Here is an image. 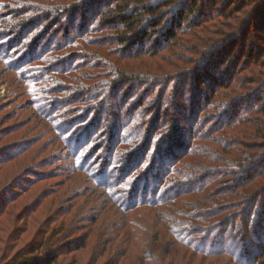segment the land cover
<instances>
[{
  "label": "rangeland",
  "instance_id": "374dc122",
  "mask_svg": "<svg viewBox=\"0 0 264 264\" xmlns=\"http://www.w3.org/2000/svg\"><path fill=\"white\" fill-rule=\"evenodd\" d=\"M47 1L0 0V264L21 251L22 247L23 252L31 251L38 239L55 232L58 240L55 247L84 236L87 243L99 239L109 241L108 251L97 260V264H113V259L107 258L116 254L120 257V250L124 249L121 240L129 238L128 261L133 264L134 259L150 251V247L158 250L163 243H166L165 250L173 252L175 238L167 221L171 222L173 217L184 224L182 227L186 233L192 225L198 231L195 236H208V245L216 251L221 250L202 264H264V202L260 205L259 198L249 212L245 208L247 197H228L224 192L227 189L223 185L236 177L231 173L237 168L218 161L228 155L218 150L214 140L219 138H208L207 130L203 129L200 137L208 138V142L196 141L202 154L191 157L192 161L188 156H181L176 161L175 172L177 170L178 183L185 181L188 185L190 175L195 177L191 174L190 165L203 163L204 166L206 162V165L222 168L220 180L212 181L209 189L195 192L193 187L181 192L177 182L166 183L159 190L163 192L160 200L165 203L155 206L143 204L148 203L145 193L147 181L150 183L152 180L151 174L161 171V163L173 161V156L167 157L168 154L162 159L157 153L156 158L151 154L155 138L166 130V123L176 121L181 125L177 128L182 136L173 138L172 143L182 147L192 141L195 143L189 134L192 130L198 133L203 124L216 127L214 120L210 119L218 113L213 109L202 110L198 118L184 120L182 114L185 118L194 110L187 104H181L178 95L172 101L169 97L174 94L169 92V88L162 91L166 92L164 95L160 94L161 91L156 93V88L163 87L164 82L149 79L146 75L144 64L147 59L121 52V47L106 41L107 37L103 39L102 49L94 45L102 35L86 30L94 23L93 18L87 19L88 12L84 13L85 26L81 28L84 18H81L79 9L81 2L76 1L78 3L70 7L58 6L56 13L65 10V17L58 22L44 20L45 9L50 12L57 8V2L63 3L62 0H50L46 8ZM202 2L205 5L200 18L223 8L228 0ZM50 3L55 5L50 6ZM17 13L28 20L38 13L42 15L37 20H30V26L16 27L14 19ZM22 30L31 31V34H19ZM223 30L224 27H213L212 37H219ZM69 37H72L70 42L66 40ZM181 37L186 39L189 35ZM237 37L242 39V36ZM53 39V44L47 46ZM241 41L258 43L253 37ZM239 42L234 52L241 48ZM183 45L191 47L192 44ZM58 46L62 49L49 50ZM170 49V46L166 48L162 56L167 61H175ZM95 50L101 57L94 54ZM173 50L181 56L188 55L182 46ZM111 53L116 59L110 56ZM119 60L126 63L121 65L122 70L128 69L125 73L131 77L125 85L121 81L117 84L118 79L114 75L116 67L112 63ZM242 60L240 58L239 62ZM165 62H162L163 67H170ZM227 64L223 63L222 68ZM77 65L79 70H74ZM160 95L159 107L163 110L159 117L153 102ZM136 115L138 120L132 127L137 126L140 120L145 126L153 122V136L151 134V138L146 139L141 136L126 144L114 134V129L124 124L126 117ZM148 145L152 147L144 155L143 149L146 150ZM112 151L115 157H119V151L124 155L136 153L128 163L131 174H119L125 165L114 164ZM174 151V155L183 152ZM117 175L121 177L116 179ZM107 182L114 188H108ZM169 189L179 193L166 202L172 197ZM255 191L253 187L252 195ZM236 214L238 216L234 217ZM225 219H230L226 229ZM62 221L64 228L59 230ZM131 233L137 236L131 237ZM221 233H225L229 240L217 238ZM220 241L224 243L222 246ZM63 249L67 247L63 246ZM109 249H112L110 253ZM223 250L236 251L239 261ZM87 255L82 264L92 263L97 256L92 257L91 251ZM181 258L188 259L189 256L181 255ZM193 260L196 263L197 258Z\"/></svg>",
  "mask_w": 264,
  "mask_h": 264
},
{
  "label": "trees",
  "instance_id": "16d2710c",
  "mask_svg": "<svg viewBox=\"0 0 264 264\" xmlns=\"http://www.w3.org/2000/svg\"><path fill=\"white\" fill-rule=\"evenodd\" d=\"M62 1L63 3L57 2V8H52L50 12H47V9L44 10V20L50 21L53 19L55 22H58L65 17L64 9L62 12L56 13L58 6L64 4V6L70 7L81 2L79 9L82 12L81 18L84 17L80 24L81 28L85 26L84 13L88 12L89 17L87 19L93 18L94 23L92 26H88L86 30L90 33L94 32L95 34L102 35L93 44L102 49V45H104L103 41H105L103 39L107 37L106 41L121 47V52H129L132 55L147 59V63L144 64L146 75L149 79L162 80L161 82H164L163 87L156 88V93L161 91L160 94L164 95L166 92L162 93V91L169 88V92L174 94L169 97L172 98V101H175V95H178L181 98V104H187L188 107L194 110L191 114L189 113L185 116L187 119L182 114L184 120L188 121L191 117L192 119L193 117L198 118L202 110L213 109L218 113L210 119L214 120L216 127L203 124L198 133L195 132L197 130L189 132L190 136L194 138L195 143L192 141V143L190 142L182 147L177 143L175 145L172 143L173 138L178 135L182 136V132H179L177 128L181 125L175 121V123L173 122L168 125L166 123V130H162L159 137L155 138L156 141L153 147L150 146V143L146 147V150L143 149L145 151L143 154L145 155L150 152L148 150L152 147L151 154H153L154 158H156V153L159 154L161 159L166 158L167 154V157L173 156V161L168 160L166 163H161L162 169L160 172L151 174L152 180L150 183L147 181L145 193L148 203L143 204L155 206L165 203L160 200L163 192L160 193L159 190L160 186L166 183L172 184V182H177L176 184L181 188V192L188 191L190 187H193V191L195 192L196 190H206L207 187L209 189L212 181H219V178L223 176L221 174L223 172L222 168L218 165H206V162L204 166L203 163H200V166L197 164L190 165L192 167L191 174L195 177L192 178V175H190L189 186L185 181H183V184L178 183L177 170L175 172L176 161L181 156L190 157V161H192L191 157L199 156L201 149L198 148L196 141L208 142V138H212L213 140L214 136H216L219 138L214 140L218 145V150L228 155L225 159L218 161L237 168L231 173V175L236 174V177H233L231 180L229 179L228 183L223 185L227 189H223L225 190L224 192L228 194V197L234 195L247 197L245 199L248 203H246L245 208L249 212L253 210L255 202L259 198V204L261 205L264 202V0H228L226 6L223 8L219 7L215 13L211 11L207 16L205 14L203 18H200L205 5L202 0ZM76 1L78 2L75 3ZM48 2L50 0L45 3L46 8L49 7ZM53 4L50 3V6H53ZM17 14H15L16 18L14 19L16 24L14 26L16 27L30 26L32 24L30 20H37L40 17L39 15H42L38 13L35 17L28 20ZM218 18L221 21L217 20ZM71 22L73 24L72 19ZM216 26L224 27V30L223 34L215 38L212 35L213 27ZM29 32L22 30L19 34L30 35L31 33ZM183 35H189V37L182 39L181 36ZM237 35L242 36V39L247 37L256 38L258 43H255V41L246 43V41L238 39ZM71 38L69 37L66 40L70 42ZM238 41H240L241 48L234 52L235 46H238ZM40 42L38 41V44ZM53 42L54 39L47 46H50ZM183 44L192 45L188 47ZM169 46L172 48L169 52L175 56V61H167L162 56ZM176 46H182L188 52V55L181 56L177 54L173 50ZM61 47H51L49 50L55 52L56 50H61ZM94 54L101 57L98 50H95ZM194 54H196V57L193 56ZM53 56L57 57L59 55ZM110 56L116 59L114 53H111ZM240 58H243V60L239 62ZM119 61L112 63L116 67L114 75L118 79L117 84L121 81L122 85H125L126 82L131 80V77L125 73L128 69L124 68L125 70H122L121 65L126 63H123L122 60ZM162 62H165L170 67H163ZM226 62H228L227 67L222 68V64ZM103 67L105 68L106 66ZM229 67L230 70H228ZM108 68H110L109 65ZM77 69L79 70V65L74 70ZM118 73L119 75H117ZM122 73L126 74V76ZM114 93H112V96ZM161 95L158 100L155 98V102H153V106L155 111H158L159 117L163 110L162 107H159ZM169 98L168 102H171ZM126 118L124 124H119L114 129V134L116 133L123 142L128 144L132 142L131 140H136L141 136L145 137V139L151 138V134L153 136V128H151L153 122L145 126L142 123L143 121L140 120L137 126L132 127L134 122L138 120V116ZM203 129L208 131L210 137H200ZM243 136L253 141L245 142L246 138L243 139ZM221 137L226 140L223 141ZM234 137H238V139H233ZM231 139L233 141H230ZM149 140L151 142V139ZM178 150H183V152L178 153V155L172 153ZM113 153L114 151H112L114 164L121 165L124 163L125 165L122 167L123 171L119 174L126 176L131 174V169H128V163L136 153L124 155L119 151V157L113 156ZM137 155L139 156V154ZM174 156L178 157L175 158ZM153 168L152 166L151 171ZM120 175H117L116 179L120 178ZM174 177H177V179ZM105 185L108 188H114L113 185H109V182ZM253 187L256 190L254 195H252ZM173 190H168L172 191V197L167 199L166 202L172 200L179 193ZM224 192H220V194ZM149 193H151V197H148ZM236 216L238 214L234 217ZM172 219L171 222L167 221L169 223V230L170 232L172 231L175 238L173 252L165 250L166 243H163L158 247V250H156V247H150L151 250H147L143 256L136 257L133 264H202L203 262L205 263L206 258L221 252V250L216 251L208 245V236L204 238L195 236L194 234H197L198 231L192 225L187 229L186 233L182 227L184 224L181 225L182 223L178 221L179 218L173 217ZM225 220L224 229L228 228V224L230 223V219ZM250 220L251 218L246 223L249 224ZM233 222H236V220ZM61 228H64L63 221L60 224L59 230ZM113 228L116 229V227ZM130 236H137V234L131 233ZM138 236L142 235L139 234ZM86 238L84 236L79 240L71 239L66 241L63 246H66L67 249H63L61 244L55 247L58 242L56 240V232L49 233L47 236L38 239L34 243V246L32 245L31 251L23 252L22 247L21 251L15 253L4 264H82L83 258L90 251L92 257L94 255L97 256L89 264H97V260L108 251L107 245L109 241L99 239L94 241V243L92 242V244L91 242L87 243ZM217 238L229 240V237L225 236V233H221ZM121 241L124 242V249L120 250V257L116 254L115 257L110 256L107 259L112 258L113 264H130V261H128L130 257L129 248L127 247L131 245L129 238H124ZM220 242L222 246L224 243ZM96 247H99V249ZM262 248L264 249V247ZM111 250L109 249V253ZM223 253H228L234 260L239 261V258L236 257V251H224ZM181 255L189 256V258H181ZM87 256L89 257V255ZM193 258H197L196 263Z\"/></svg>",
  "mask_w": 264,
  "mask_h": 264
}]
</instances>
